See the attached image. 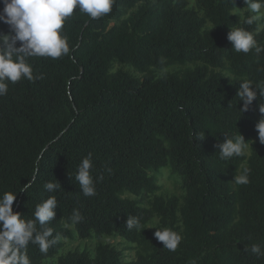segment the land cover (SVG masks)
<instances>
[{
    "label": "trees",
    "instance_id": "16d2710c",
    "mask_svg": "<svg viewBox=\"0 0 264 264\" xmlns=\"http://www.w3.org/2000/svg\"><path fill=\"white\" fill-rule=\"evenodd\" d=\"M3 6L0 0V11ZM249 16L245 0H195L194 7L188 0H115L96 20L74 9L61 30L67 55L27 58L33 74L44 78L9 83L0 96V194L17 192L12 209L26 221L49 196L57 199L46 227L58 242L46 254L29 243L31 264H44L74 233L120 237L135 244V257L124 261L106 243L94 256L71 251L55 264H264V255L250 251L253 244L264 251V144L255 127L264 98L257 90L240 111L236 95L246 79L264 88V51L237 53L227 39L243 27L264 47V24H244ZM0 32L9 33V26L0 22ZM115 61L141 77L112 72ZM187 63L194 66L156 75ZM239 134L245 154L221 160L216 145ZM89 153L96 195L86 197L75 175ZM162 168L181 177L182 197L154 194V173ZM244 168L249 183L236 184ZM33 176L32 188L19 191ZM46 182L61 187L48 192ZM124 192L153 197L145 207ZM153 216L181 235L176 251L147 229ZM128 217L140 227L128 230Z\"/></svg>",
    "mask_w": 264,
    "mask_h": 264
},
{
    "label": "clouds",
    "instance_id": "9594fccd",
    "mask_svg": "<svg viewBox=\"0 0 264 264\" xmlns=\"http://www.w3.org/2000/svg\"><path fill=\"white\" fill-rule=\"evenodd\" d=\"M3 9L0 11V22L7 24L9 33L0 32V96L8 93V84L16 83L21 79L29 82L43 79V75H34L32 66L27 62L28 57H49L58 59L70 51L67 37L62 35L65 21L73 15L74 9L87 14L91 19H99L111 12L115 0H2ZM247 9L253 15L247 17L243 23L252 25L264 15V0H245ZM235 14V13H233ZM227 39L232 49L237 53L247 54L255 51L259 54L264 51L252 32L243 27L231 29ZM19 43V46L17 44ZM228 77V76H227ZM246 79L240 82L236 95L243 101L240 111L247 110L257 96L264 98V88ZM262 114L255 127L260 143L264 144V106L259 105ZM202 139L203 137H196ZM219 149V158L228 160L233 156H243L247 145L242 135L234 138L225 137L222 143L216 145ZM92 155L89 153L82 158L78 165L75 180L86 197L96 195L95 183L92 177ZM250 169L244 168L240 175L234 177L236 184L249 183ZM35 182V176L23 184L19 191L27 193ZM59 183L46 182L44 188L52 192L60 188ZM16 193L5 191L0 194V264H31L26 249L29 243L39 247L41 253H47L51 245L58 242L53 237V230L46 225L56 216L57 199L49 196L38 204L34 211V220L21 218L19 212H14L12 205ZM73 222H78L81 216L78 211L73 213ZM37 224L41 230H37ZM128 230L140 227L135 217H128L125 221ZM157 229V228H156ZM163 248L176 251L181 235L172 229H157L154 233ZM51 237V239H50ZM247 250V249H246ZM250 251L258 257L264 255L259 244H253Z\"/></svg>",
    "mask_w": 264,
    "mask_h": 264
},
{
    "label": "rangeland",
    "instance_id": "374dc122",
    "mask_svg": "<svg viewBox=\"0 0 264 264\" xmlns=\"http://www.w3.org/2000/svg\"><path fill=\"white\" fill-rule=\"evenodd\" d=\"M189 7H194L195 0H188ZM245 9L242 8H236L235 13L239 14L240 16H243ZM247 11L253 15L248 9ZM260 23V27L264 24V15L261 16L260 19L257 20ZM194 64L187 63L185 65H179V64H171L167 66L166 68L162 70L156 71L157 76L164 75L165 73H171L174 71L181 70L185 67H193ZM127 71L129 74L135 77H141V74L135 70L132 66L125 63L120 62H113L111 66V71ZM248 152V150H246ZM156 177V183L159 186V189L154 193L155 195H161L163 197H168L171 195H176L179 197H182L185 194V189L183 187V182L181 177L172 172L170 168H162L157 173H154ZM123 197H127L130 199H137L139 200L140 204L145 207H149V201H151L153 195L149 194H142L140 196H134L128 192H124L122 194ZM163 229L159 223L158 218L156 216H153L151 220L147 224V229L154 235L155 231L157 229ZM62 246L58 250L57 254L54 255L52 258L44 259V264H55L57 262V259L60 256H64L66 253L71 251H87L89 255L94 256L96 248L99 244H106L109 243L113 246H115L117 249L121 250L122 252V259L124 261L131 260L135 257V251L136 247L135 244L128 242L120 237L117 236H96L91 235L88 238L85 239H79L76 234L74 233V237L72 238H62Z\"/></svg>",
    "mask_w": 264,
    "mask_h": 264
}]
</instances>
